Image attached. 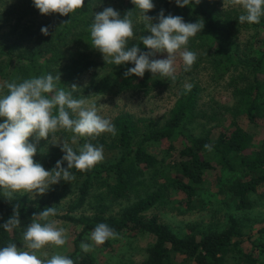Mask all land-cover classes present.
Segmentation results:
<instances>
[{
  "label": "trees",
  "instance_id": "1",
  "mask_svg": "<svg viewBox=\"0 0 264 264\" xmlns=\"http://www.w3.org/2000/svg\"><path fill=\"white\" fill-rule=\"evenodd\" d=\"M98 0H84V6L68 16L51 13L44 16L36 26L22 28L18 37L6 43L0 40V79L5 82H23L26 79L51 74H59V88H67L100 52L92 48L90 28L94 20L95 3ZM161 6H155L152 14L156 20L163 10L165 16H180L185 23H195L202 19L204 27L193 37L195 48L203 55L197 61L205 60L222 74L239 69L249 71L253 78L249 82L235 86L238 96V120L229 127H218L208 131L202 137H193L187 129L196 120V109L200 99V87L192 84L183 88L170 111L168 119L160 127L147 123L143 129L128 114L114 119L116 135L107 145L103 139L94 141V146H103L112 155L107 161L93 168L80 172L69 169L75 179L61 180L53 187L63 190L74 187L75 198L68 205V212L51 218L63 219L77 230L73 240V252L70 259L78 257L80 264H93V258L81 250V243H88L94 228L104 223L113 229L116 237L125 234H149L154 242L146 250L142 264H264L241 246V223L232 215L227 217V224L218 229H207L188 235L176 234L167 224L155 215L146 217V213L155 207L167 206L171 193H181L184 198L177 202L186 210L193 208L194 200L201 190L206 173L217 167L225 170L232 180L223 186L231 196L230 201L235 211L251 207L249 196L264 185V139L258 146L254 145V136L245 131L241 119L256 126L264 120V38L257 49L248 43L241 48L236 42L238 34L247 28H259L261 25L241 23L238 16L224 15L215 0H193L188 6L179 7L176 0H152ZM118 10L121 18L132 11L134 36L128 48L138 45L141 52H148L141 41L142 36L150 35L144 23L138 22L141 15L131 0H119ZM26 13V12H25ZM263 20V19H260ZM47 27L48 34H41V28ZM162 53H156L152 59H158ZM199 64V63H198ZM108 78L111 86L117 90L138 89L149 93L157 86L171 84L175 80L146 71L143 77L135 75L125 77L124 73L131 63L114 65L107 63ZM244 86V87H243ZM33 137V136H32ZM32 137L29 138L31 143ZM79 138L71 147L75 151L91 138ZM179 146L178 156L166 161L151 152V149L166 147L165 154ZM210 145L211 151L204 146ZM65 153L56 147L44 151L39 147L34 155L35 162L46 170H52L56 162L62 160ZM67 168V162L62 165ZM103 188L115 201H135L118 213H108L107 207L98 204L91 215L74 216L88 201L94 189ZM19 205V227L5 231L0 227V248L10 243L18 247L23 241V233L31 223L34 214L51 207L43 201L35 202L26 195L7 197L0 190V226L12 216L14 208ZM195 228H193L194 230ZM263 239L255 244L254 249L264 254V225L257 231ZM115 239V238H114ZM114 239L99 245L101 250L111 248ZM92 241V240H91Z\"/></svg>",
  "mask_w": 264,
  "mask_h": 264
},
{
  "label": "rangeland",
  "instance_id": "2",
  "mask_svg": "<svg viewBox=\"0 0 264 264\" xmlns=\"http://www.w3.org/2000/svg\"><path fill=\"white\" fill-rule=\"evenodd\" d=\"M215 2L224 15L239 17L243 14V9L232 5L230 0H215ZM118 3L119 0H98L95 3L94 13L96 15L108 7L119 12ZM155 6H161V4L154 2L153 11ZM146 15L151 17L152 23L155 24L156 20L153 19L152 14L146 13ZM44 16L35 8L33 0H0V40L6 43L14 41L22 28L36 26L42 21V18L44 19ZM140 17L141 15L137 18L138 22L144 23ZM260 19H263L258 23L261 27H250L238 34L236 42L241 48L247 46L248 43L255 49L260 47V40L264 38V16ZM187 47L188 50L197 54V59L198 56L203 55L198 47L195 48L193 38H190ZM166 58V53L158 56V59ZM107 63L108 58L104 60L102 53L97 55L92 64L77 76L67 90H71V86L75 84L77 90L72 93L73 97L85 98L89 105L95 104L98 115L109 119L113 125L117 116L128 114L137 123V126L143 129L149 122L156 127L163 125L182 89L197 84L201 94L196 109V120L187 129V133L190 132L193 137H202L208 131H215L222 126L229 127L232 121H237L239 119L238 96L234 93L235 86L239 87L246 81L245 78H242L243 76H246L249 82L253 78V75L244 69L222 74L221 70H216L205 60L201 62L196 60L191 70L186 72L177 54L174 65L176 80L171 84L157 86L146 94L144 90L138 89L117 90L111 86V80L103 83L104 77L108 78V72H113L107 69ZM4 84L5 81L0 79V96L7 94ZM245 84L243 83V85ZM3 122L4 118H0V123ZM240 125L254 136V145L261 144L264 139V120L258 121L254 126L242 118ZM72 136L73 133L70 131L59 130L55 133L54 141H52L51 135L47 139L39 140L33 135L31 143L36 146V149L41 147L44 151H49L56 147L63 153L61 150L63 143H67L70 147L73 145ZM112 137L113 135L110 133H102L98 137L91 138L88 143L92 144L94 141L103 139L108 145L112 142ZM165 149L166 147H158L150 151L159 157H164L166 161L177 158L179 151L177 143H175V149L169 154H165ZM112 154V151L109 152L104 147L103 161H107ZM231 180L232 176L216 166L214 170L206 173L203 186L190 211L186 210L184 205L177 204L184 198L181 193H171L167 206L161 205L153 208L146 213V217L155 215L176 234L188 235L193 232H203L209 228H221L227 224V217L232 215L239 220L242 226L239 240L243 250L264 262V254H260L254 249L255 244L263 241L257 231L264 225V185L249 196V200L252 202L249 209L235 211L230 201L231 196L223 189V186ZM2 191L4 192V190ZM12 195H26L35 202H46L51 207H56L58 215H64L68 212V205L76 196V190L74 187L55 190L53 185H50L43 195H37L35 192H17ZM134 201L133 196L129 200L115 201L103 188H96L91 192L87 204L73 215L76 217L91 215L100 203L107 207L108 213L114 215ZM55 220L60 221L58 226L67 229V243L61 248L49 245L42 251L46 252L49 257L57 252L68 257L73 252L72 244L77 230L71 223L63 219L56 218ZM193 228L195 229L193 230ZM153 242L154 238L149 234H125L117 236L111 248L107 250H101L90 240L87 244L92 245V251L87 253L93 258V264H142L146 257V250ZM17 248L23 249V241ZM72 260L74 264H80L78 257H74Z\"/></svg>",
  "mask_w": 264,
  "mask_h": 264
},
{
  "label": "clouds",
  "instance_id": "3",
  "mask_svg": "<svg viewBox=\"0 0 264 264\" xmlns=\"http://www.w3.org/2000/svg\"><path fill=\"white\" fill-rule=\"evenodd\" d=\"M135 9L141 13V20L150 35L142 36L143 46L148 52H141L138 45L128 48L129 41L134 36L132 11L123 18L115 9L108 7L94 16L90 28L92 48L102 53L108 63L122 65L131 63L125 77L135 75L143 77L146 71L170 77L175 80L174 67L177 54L183 63L184 71H190L197 60V54L188 50L190 38L195 37L204 27L202 19L195 23H185L180 16L171 14L165 16L163 10L158 14V23H152V18L146 15L154 8L152 0H131ZM193 0H176L179 7L188 6ZM230 3L243 9L239 16L241 23L257 24L264 16V0H230ZM35 8L41 15L58 13L68 16L84 6V0H33ZM41 34L47 35L48 28L42 27ZM156 53H166V59H152ZM59 74L33 77L16 83L5 82L7 94L0 96V190L7 197L13 193L35 192L43 195L50 185L61 180L75 179L69 169L75 168L84 172L104 159L103 146L84 143L79 151H75L67 143H63L65 155L56 162L52 170H46L40 163L34 161L36 146L29 143L33 135L37 140L47 139L50 135L54 141L59 130L73 133L72 143L79 138H95L102 133L116 135V127L109 119L98 115L97 106L88 104L85 98H74L72 93L77 90L75 84L71 90L59 88ZM211 151L210 145L204 146ZM67 162V168L61 165ZM19 205L12 216L2 226L5 231L19 227ZM57 215L56 207H49L34 214L31 223L23 233V249H18L15 243L0 248V264H74L69 257L55 253L50 257L42 250L51 245L61 248L67 243V229L58 226L60 221L50 219ZM116 238V233L104 223L98 224L91 233L90 239L95 245L104 244L109 239ZM85 253L92 251V245L81 243Z\"/></svg>",
  "mask_w": 264,
  "mask_h": 264
}]
</instances>
